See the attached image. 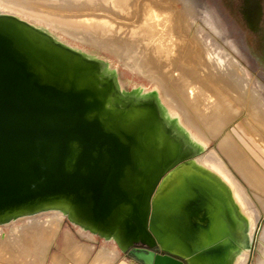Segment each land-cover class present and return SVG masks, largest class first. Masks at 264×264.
Masks as SVG:
<instances>
[{"label": "bare ground", "instance_id": "bare-ground-1", "mask_svg": "<svg viewBox=\"0 0 264 264\" xmlns=\"http://www.w3.org/2000/svg\"><path fill=\"white\" fill-rule=\"evenodd\" d=\"M172 1L0 0V33L9 37L15 47L26 56L27 64L43 83L46 78L52 82H57V79L65 88L74 87L85 92L87 100L93 106L90 117L97 118L106 130L116 133L126 141L130 162L122 169V178L124 184L127 183L131 196L136 191H144L141 215L145 224L151 201L155 197L171 191L184 174L197 175L225 196L245 237L242 245L230 252L225 264H264L262 218L258 220V214L250 199L221 157L215 153H207L209 142L199 140L196 133L191 131L194 129L203 138L211 139L214 130L226 126L237 116L229 111H225V115H213L215 108H211L213 114L207 112L206 101L210 100L214 104L215 100L209 96L210 89L217 87L209 88L214 82L211 81L212 84L207 80L211 84L208 87L205 76H214L216 86L221 85L222 89L227 90L224 91L226 93H229L228 90L238 93L240 99L246 94L245 82L237 77L231 65L217 64L229 75L228 78L231 77L225 83L222 82L223 77L213 71H207L203 77L193 70L194 61H191L190 53L183 48L185 39L178 40L181 36L177 39L181 29L177 26L179 24L181 27L178 19L183 15L175 14ZM180 1L184 2L182 13L190 15L194 2ZM205 16L210 17V14ZM180 22L185 28L183 19ZM127 39L136 45V54H129V50L127 51ZM185 42L187 44V40ZM81 44L93 45L115 55L130 68L137 69L140 74L155 80L163 93L151 84L148 87L135 84L126 89V83L118 77L117 67L97 54L88 53ZM131 46L133 44L129 47ZM213 57L216 58L211 54L208 58ZM198 58L202 59L201 56ZM173 87L182 95L184 101ZM206 88H209V95L204 93ZM200 96H203L204 102L196 103ZM251 99V106L261 111L264 116V99L254 96ZM217 104L216 102L213 106L218 111V106L223 104ZM176 108L184 112L191 129L174 111ZM210 122L219 126H212V133L205 130ZM232 137L229 131H225L218 139L220 148L232 163L239 161L238 168L248 185L259 191L264 184L262 176L250 160H245L242 149L236 147ZM70 195L67 193L36 199L23 205H9L0 209V239L5 238L6 233L11 234V239H14L12 243L20 238L19 243L25 242L21 243L25 244L24 252L39 256L42 262L47 257L49 247L54 244L60 231V223L64 220L78 234L101 239V244L108 245L120 254L125 253L132 242L139 239L138 236L126 233L125 225L130 212L127 204L117 205L110 214V222L100 226L92 221V214L86 206L77 204L76 207L73 204ZM15 236L17 238H13ZM64 238L72 242L65 251L68 257L83 264L84 258L89 257L93 248L88 244L77 243L69 231H65ZM13 246L10 245L6 252L14 251ZM254 250L256 257L253 255ZM99 252L105 255L102 250Z\"/></svg>", "mask_w": 264, "mask_h": 264}, {"label": "water", "instance_id": "water-1", "mask_svg": "<svg viewBox=\"0 0 264 264\" xmlns=\"http://www.w3.org/2000/svg\"><path fill=\"white\" fill-rule=\"evenodd\" d=\"M55 80L43 83L0 33V209L70 193L101 226L127 204L126 233L139 237L127 251L133 248L137 262L225 264L245 238L225 196L202 177L184 174L151 201L145 224V193L131 196L122 178L128 144L90 117L85 92Z\"/></svg>", "mask_w": 264, "mask_h": 264}, {"label": "rangeland", "instance_id": "rangeland-1", "mask_svg": "<svg viewBox=\"0 0 264 264\" xmlns=\"http://www.w3.org/2000/svg\"><path fill=\"white\" fill-rule=\"evenodd\" d=\"M157 1L161 2L162 0H157ZM192 1L194 2V8H193L194 15H193V12L190 13V15L189 14L187 15L185 12L184 14L182 13L184 9V2L180 0H173L172 5L173 4L174 5L172 8L175 14L181 13V15L185 16L184 17L185 20L183 16L179 17L180 19H178L180 21H182L183 19L185 28L183 27V23L179 21V23L181 24V27L179 26V24L177 26L178 28H181V29L184 28L182 29L184 33L181 32L182 31L181 29H179V31L180 30L181 31L180 32L178 31L180 35L177 34L178 36L177 39L179 38V36H181L178 40L181 41V38H182V41H184L183 39H185V41L187 40V44L184 41L183 43L184 46L182 45V42H179V43H180V46H183V48L186 49L188 53H190L191 58H192L191 61H194V62L196 61L195 63L193 62V66H192V68L194 67L193 70H195L196 73H198L199 75H202L203 77L205 76V73L207 71H213L215 72V74L217 73L221 75L223 77L222 82L225 83V82H229L231 77L228 78L229 75H227L225 71H223L222 68L217 64L221 63L224 66L231 65L233 66V69L235 70L234 72H236L237 77L242 79L245 82L244 88L246 90V94L243 99H240L241 96L236 92L228 90L229 93H226L224 91H227V90L222 89L223 87H221V85L216 86V81L213 80V78H215L214 76H211V75L205 76L206 77L205 81L207 82L208 87L211 85L209 83H212L211 81H213L214 84L212 83L213 85H211V87L209 88H212V86L213 88L217 87L215 89H218L219 91L218 90L215 91V89L214 90L210 89L212 93L211 94L210 91L208 90L209 88H206L204 93L207 95H209L210 93L209 96L215 99V100L213 99L214 104H216V102L218 103L217 105H219V103L220 105L223 104L221 105V107L218 106V111H217L216 107H214L215 105L212 104L210 100H208L206 101L207 103H205L208 106L207 112L209 114L210 113L213 114L214 111H212L211 108L213 109L215 108V114L213 115H217L218 113L225 115L226 114L225 111L226 112L229 111L231 114L234 113L233 115H237L236 118L233 119V121H231L230 123H227L226 126L223 125L221 126V128L214 130L215 132H213V137L211 139L203 138L194 129H191V127L188 124V121L186 120L185 114L181 109L176 108L177 111L176 110L174 111L180 115V117L182 118L181 120L183 122L187 123L185 125L188 126L193 133L194 132L196 133L195 135L197 138L199 137L198 138L199 140L201 141L207 140V142H209V146H208L209 149L207 150V153H210V152L215 153L221 157L224 164L228 167V169L234 175L235 179L240 184V186L243 188L247 197L250 199L252 207L256 210L258 214V220L262 218L261 224L264 226V184L261 186L259 191L250 187L245 177L243 176L242 171L240 170V168H238L239 161L232 163V160L228 157V155L222 152L220 148V141H218V139L223 135L225 131H229L233 135L232 138L234 141L232 142L236 144V147L238 149L240 150L242 149L241 151L245 155V160L251 161V163L255 166L257 172L259 173V175L262 176V180L264 182V119H262L264 116H262L261 111L254 109L250 103L252 100L251 99L252 96L264 99V55L261 49L260 37L258 35L251 33L246 22L241 16L239 12L241 0H192ZM204 3H206L208 6L205 5ZM178 10H181V12ZM208 13L210 14L211 18L205 16ZM189 25H190V28H189ZM186 27L188 29H186ZM186 31L188 32V34ZM52 32H55V31H52ZM55 33L63 36L59 32H55ZM182 33H183V36L186 38H183V36L181 35ZM192 33L195 34V36H193ZM242 38L244 39L245 44L250 48L249 50L252 56L245 49ZM127 41L129 42H127L126 44L124 43V44L128 46L126 49L127 51L129 50V54H136L137 47L136 45H134V42H131L128 39ZM128 43H130V45L133 44V46L129 47L130 45ZM82 46L85 47V51H87L88 53L97 54L99 55V57L105 58L109 60L110 62H112L111 64L113 66H116L118 69L119 79H121L124 82V84L126 83L125 84L126 89L131 88V86L135 84H142V85H146L147 87L149 86V84H151V85L157 86L160 93L161 94L163 93L162 89L158 87V84L157 82H155V80L145 76L142 73L140 74V72L137 69L130 68L129 66L126 65L125 62L118 59L115 55L109 53L108 51L96 48L93 45H82ZM206 52L208 53L209 56L207 55ZM211 54L212 55L214 54V56H216V58L213 57L214 60L213 58H208L211 56ZM181 55H184V54H181ZM200 56L202 57V59L203 58L204 59L203 60L201 58L199 59L198 57ZM258 58L261 61H259ZM130 60L131 59H129V61ZM130 62L132 64V60ZM203 64L207 66H204ZM201 66L203 68H201ZM131 67H133V65H131ZM207 80L208 81L210 80L209 83ZM173 89L177 92L178 96L182 99V101H184L182 95L176 90V88L173 87ZM212 90L213 92L215 91L216 93L215 92L213 93ZM217 93H219L220 95L219 94L217 95ZM237 95L239 97L236 98ZM198 102H204L203 96H200V98L198 99L196 103ZM185 105H187V103H185ZM223 123L224 121L222 122V124ZM214 125L216 124H212V122H210L209 125L207 126V129L205 130L208 133H212V126ZM246 156L248 159H246ZM65 231H69L72 238L76 240L77 243L88 244L89 246L93 248V251H91L89 257L84 258L85 261L83 264H113L120 255L119 253L115 257H111L108 259H102L104 255L101 254V252H99L101 239H98V238L94 239L93 237L92 239L91 237H88L86 234H82V233L78 234L77 231L74 228H72L71 225L67 221L64 220L60 223V231L58 233V236L56 237L54 244L51 245V247H49L47 257L43 262L40 260L39 256L33 255L32 253L28 254L24 252L25 244L21 245V243L23 244L24 241L23 242L21 241V243H19L18 242L20 239L19 238L15 241V243H12L11 241L14 239H11L12 238V236H10L11 234L6 233L5 238L0 239V242H1L0 243L1 244L0 245V264H71V263L81 264V263H76L73 260H71L65 252L67 250L66 248H68V246H70L72 243L71 241L65 240L64 238ZM13 238H17V237L15 236ZM64 241H67L70 243H67ZM10 245H14L13 246L14 251L12 250L11 252L7 253L6 252L7 248ZM135 247L145 248L144 246H141V245H136ZM131 250H133V248H131L126 253H121V254H123L127 260H131V259L134 260L133 256L130 253ZM57 255H58V258H57ZM253 255L254 257H256L255 250L253 251ZM54 257L56 258V260ZM122 258L124 257L122 256ZM53 259L55 261H53ZM122 261L123 259H120L117 264H120ZM252 262L254 263L255 259H253Z\"/></svg>", "mask_w": 264, "mask_h": 264}, {"label": "flooded vegetation", "instance_id": "flooded-vegetation-1", "mask_svg": "<svg viewBox=\"0 0 264 264\" xmlns=\"http://www.w3.org/2000/svg\"><path fill=\"white\" fill-rule=\"evenodd\" d=\"M239 12L251 33L260 37L261 49L264 55V0H241ZM243 45L251 55L250 48L245 44L244 39ZM259 61L261 60L259 59ZM153 251H158V249Z\"/></svg>", "mask_w": 264, "mask_h": 264}, {"label": "crops", "instance_id": "crops-1", "mask_svg": "<svg viewBox=\"0 0 264 264\" xmlns=\"http://www.w3.org/2000/svg\"><path fill=\"white\" fill-rule=\"evenodd\" d=\"M99 250H102L104 253H105V255H104V257L102 258V259H108V258H111V257H115V256H117L119 253H117L116 251H114L113 249H111L108 245H103V244H100V249ZM98 250V251H99ZM67 254V253H66ZM68 256V255H67ZM122 256L124 257V258H122ZM57 257H58V255H57ZM71 259V258H70ZM120 259H123V261L120 263V264H141V263H139V262H136V261H134L133 259H131V260H127L126 258H125V256L123 255V254H120L119 255V257H118V259L113 263V264H117L118 263V261L120 260ZM72 260V259H71ZM74 261V260H73ZM69 263V262H68ZM72 264V263H71Z\"/></svg>", "mask_w": 264, "mask_h": 264}]
</instances>
